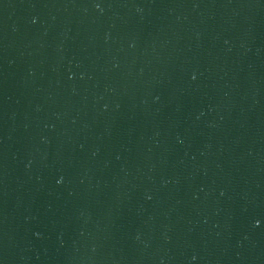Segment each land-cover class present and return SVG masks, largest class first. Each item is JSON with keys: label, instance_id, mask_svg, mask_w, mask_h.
Wrapping results in <instances>:
<instances>
[{"label": "water", "instance_id": "water-1", "mask_svg": "<svg viewBox=\"0 0 264 264\" xmlns=\"http://www.w3.org/2000/svg\"><path fill=\"white\" fill-rule=\"evenodd\" d=\"M0 264H264V0H0Z\"/></svg>", "mask_w": 264, "mask_h": 264}, {"label": "snow or ice", "instance_id": "snow-or-ice-1", "mask_svg": "<svg viewBox=\"0 0 264 264\" xmlns=\"http://www.w3.org/2000/svg\"><path fill=\"white\" fill-rule=\"evenodd\" d=\"M193 78H195V77H193ZM257 223H259V221H257Z\"/></svg>", "mask_w": 264, "mask_h": 264}]
</instances>
